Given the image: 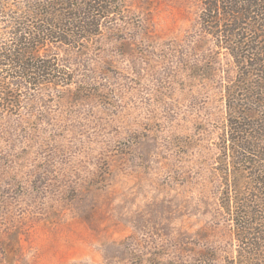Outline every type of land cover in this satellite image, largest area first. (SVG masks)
I'll return each mask as SVG.
<instances>
[{"label": "rangeland", "instance_id": "1", "mask_svg": "<svg viewBox=\"0 0 264 264\" xmlns=\"http://www.w3.org/2000/svg\"><path fill=\"white\" fill-rule=\"evenodd\" d=\"M201 10L124 0L84 49H46L72 80L0 114V264L235 256L214 168L236 70L201 30Z\"/></svg>", "mask_w": 264, "mask_h": 264}, {"label": "trees", "instance_id": "2", "mask_svg": "<svg viewBox=\"0 0 264 264\" xmlns=\"http://www.w3.org/2000/svg\"><path fill=\"white\" fill-rule=\"evenodd\" d=\"M21 1L0 0V114L17 113L41 87L70 85V72L46 49H84L124 9V0ZM199 1L201 30L236 70L224 90L226 117L214 168L219 205L237 244L224 264H264V0ZM214 260L206 250L193 263L156 264Z\"/></svg>", "mask_w": 264, "mask_h": 264}]
</instances>
